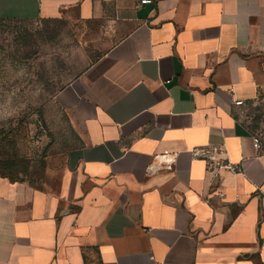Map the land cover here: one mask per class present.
I'll return each instance as SVG.
<instances>
[{
    "label": "crops",
    "instance_id": "crops-1",
    "mask_svg": "<svg viewBox=\"0 0 264 264\" xmlns=\"http://www.w3.org/2000/svg\"><path fill=\"white\" fill-rule=\"evenodd\" d=\"M63 18L105 49L55 97L80 145L39 184L0 175V264H264L243 119L264 101V0H0V19ZM206 146L240 171L209 174Z\"/></svg>",
    "mask_w": 264,
    "mask_h": 264
},
{
    "label": "rangeland",
    "instance_id": "rangeland-1",
    "mask_svg": "<svg viewBox=\"0 0 264 264\" xmlns=\"http://www.w3.org/2000/svg\"><path fill=\"white\" fill-rule=\"evenodd\" d=\"M98 27L0 19V161L11 160L3 167L10 180L39 184L49 162L80 145L55 97L105 49ZM243 119L264 148V101L247 105Z\"/></svg>",
    "mask_w": 264,
    "mask_h": 264
},
{
    "label": "built area",
    "instance_id": "built-area-1",
    "mask_svg": "<svg viewBox=\"0 0 264 264\" xmlns=\"http://www.w3.org/2000/svg\"><path fill=\"white\" fill-rule=\"evenodd\" d=\"M152 3H154V0H139V4H142V5H150ZM235 105L243 106L244 102L235 101ZM253 144L256 149H260L262 147L261 140L257 136L253 138ZM192 153L195 158H200L205 162L207 171L209 172V174L213 175L215 178L221 179L220 173L222 170H226L232 173L240 171L237 165L232 164L228 160L227 153L223 149L213 147V146H206L203 148H196L193 150Z\"/></svg>",
    "mask_w": 264,
    "mask_h": 264
},
{
    "label": "trees",
    "instance_id": "trees-1",
    "mask_svg": "<svg viewBox=\"0 0 264 264\" xmlns=\"http://www.w3.org/2000/svg\"><path fill=\"white\" fill-rule=\"evenodd\" d=\"M258 120H259V119H257L256 121L258 122ZM9 163H12L11 160H9V159H8V160H3V161L1 160V161H0V175H1L2 177L7 178V179H9V178H8L7 175H5L4 170H3V167H4V164H9ZM9 180H10V179H9ZM11 181H12V180H11ZM14 181H18V180H14Z\"/></svg>",
    "mask_w": 264,
    "mask_h": 264
}]
</instances>
